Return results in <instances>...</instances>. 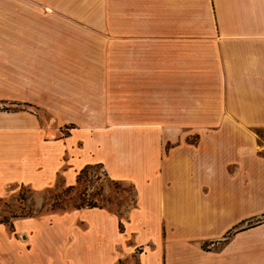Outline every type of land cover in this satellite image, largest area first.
Here are the masks:
<instances>
[{"label": "crops", "instance_id": "1", "mask_svg": "<svg viewBox=\"0 0 264 264\" xmlns=\"http://www.w3.org/2000/svg\"><path fill=\"white\" fill-rule=\"evenodd\" d=\"M94 164L133 205L0 223V264H264V0H0V194Z\"/></svg>", "mask_w": 264, "mask_h": 264}, {"label": "rangeland", "instance_id": "2", "mask_svg": "<svg viewBox=\"0 0 264 264\" xmlns=\"http://www.w3.org/2000/svg\"><path fill=\"white\" fill-rule=\"evenodd\" d=\"M65 135V131L62 130L61 136ZM89 166L91 167L72 189L66 185L61 170L56 171L52 184L41 188L20 181L7 182L3 188L4 192L0 194V223L8 225L16 220L29 218L27 217L29 214L32 218H49L52 214L74 212L75 206L88 204H96L112 213L122 215L133 205L135 199L133 187L127 183L110 180L100 165ZM81 170L77 172L76 178ZM53 204H60L62 208H52ZM117 264L137 263L135 257L128 256Z\"/></svg>", "mask_w": 264, "mask_h": 264}, {"label": "trees", "instance_id": "3", "mask_svg": "<svg viewBox=\"0 0 264 264\" xmlns=\"http://www.w3.org/2000/svg\"><path fill=\"white\" fill-rule=\"evenodd\" d=\"M91 166H86L84 169H82L77 178H76V182H79V180L81 179V177L86 173L87 169H89ZM73 186H70L69 189H72ZM52 208H55V207H59V208H62V206L59 204V205H51ZM61 206V207H60ZM81 208H103V207H99L97 206L96 204H88V205H80V206H75L74 209H81ZM32 215L29 214L27 217H31Z\"/></svg>", "mask_w": 264, "mask_h": 264}]
</instances>
